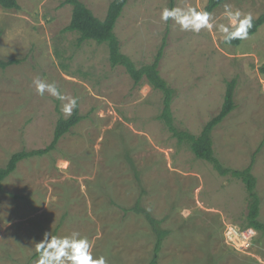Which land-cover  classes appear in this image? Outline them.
I'll use <instances>...</instances> for the list:
<instances>
[{"label":"rangeland","instance_id":"obj_1","mask_svg":"<svg viewBox=\"0 0 264 264\" xmlns=\"http://www.w3.org/2000/svg\"><path fill=\"white\" fill-rule=\"evenodd\" d=\"M0 7V59L23 62L0 69V167L21 150L48 147L57 121L68 118L61 102L39 96L37 77L55 82L78 100L83 119L57 149L26 159L0 189V264H35L45 233H79L92 254L107 264H149L156 236L146 219L125 213L137 203L169 231L158 264H264V233L236 248L227 226L246 229L248 193L231 175L196 158L162 120L164 94L136 85L122 66L113 67L107 44L77 46L64 33L72 6L65 0H17ZM104 20L113 0H81ZM173 3V4H172ZM208 0H129L115 26L121 51L137 66L151 64L166 42L159 71L175 90L179 130L200 135L221 111L227 84L236 80V108L213 131L224 167L241 170L254 161L264 221V25L239 46L225 45L215 31L182 32L160 19L164 8L205 10ZM224 4L264 13V0L227 1L214 10L224 22ZM255 156V158H254Z\"/></svg>","mask_w":264,"mask_h":264},{"label":"trees","instance_id":"obj_2","mask_svg":"<svg viewBox=\"0 0 264 264\" xmlns=\"http://www.w3.org/2000/svg\"><path fill=\"white\" fill-rule=\"evenodd\" d=\"M129 0H113L107 11L106 18L100 20L97 18L93 11L89 9L81 0H65L61 6H72V16L70 24L63 29L64 33L76 32L78 34L77 46L81 47L88 41H94L97 44H107L109 49V61L113 67L122 66L126 69L127 73L131 76L134 83L140 86L142 83H147L153 89L163 92V110L159 119L163 121L172 135L178 139L180 143H187L190 150L200 160H204L212 164L217 172L222 176L231 175L233 178L241 181L248 193V214L246 217V227L254 228L257 232L264 233V221L261 219L262 200L258 193V180L254 175V159L246 168L237 170L229 167H224L216 155L214 150V129L222 123L225 118L236 108L235 104V89L236 80H232L227 84V91L224 99V104L220 113L205 126L200 135H193L188 131H182L175 125L172 103L174 99L175 90L162 78L159 67L163 58V51L166 42L162 43L154 61L151 64L137 66L133 60L122 53L121 42L115 34V26L120 18L125 6ZM232 0H208L205 10L214 12L215 9L220 7L223 3ZM239 1V0H234ZM253 1V0H243ZM173 4V3H172ZM171 6L173 7V5ZM0 7L4 10H19L20 5L17 0H0ZM264 25V13L258 18L253 19V26L250 30V36L256 34L259 29ZM243 41H233L231 46H239ZM23 62L19 58L0 59V69L6 70L7 68L19 65ZM264 72V65L261 68ZM83 119L79 112L78 106L73 110L70 117H60L57 121L54 138L51 144L45 149L38 150H21L14 153L4 167H0V189L4 181L15 173L18 164L26 159L33 157H42L57 149L58 142L61 138L69 133ZM255 158V156H254ZM135 212L142 215L150 225L153 234L156 236V243L154 248V257L149 264H158V255L162 249L165 238L169 235V231L161 229L159 222L147 210L141 208L139 203L125 213ZM56 236V231L53 234ZM34 258H38V253H35Z\"/></svg>","mask_w":264,"mask_h":264},{"label":"clouds","instance_id":"obj_3","mask_svg":"<svg viewBox=\"0 0 264 264\" xmlns=\"http://www.w3.org/2000/svg\"><path fill=\"white\" fill-rule=\"evenodd\" d=\"M224 22H218L215 14L195 7H172L161 11L160 19L171 22L182 32L199 35L203 31H215L222 37V43L231 45L233 41H244L249 38L253 26L252 13H244L239 8L224 4ZM36 93L44 97L46 94L61 102L60 111L65 116H71L76 109L78 100L66 96L55 82L37 77L32 81ZM38 258L35 264H107L104 256L94 257L92 244L87 238H81L79 233L59 237L45 233L43 241L36 244Z\"/></svg>","mask_w":264,"mask_h":264},{"label":"built area","instance_id":"obj_4","mask_svg":"<svg viewBox=\"0 0 264 264\" xmlns=\"http://www.w3.org/2000/svg\"><path fill=\"white\" fill-rule=\"evenodd\" d=\"M257 232L254 228L240 229L239 227L227 226L225 230L226 240L236 248H247L253 244Z\"/></svg>","mask_w":264,"mask_h":264}]
</instances>
